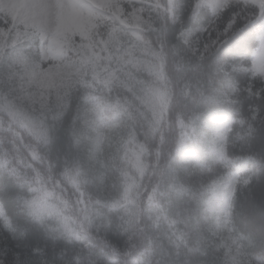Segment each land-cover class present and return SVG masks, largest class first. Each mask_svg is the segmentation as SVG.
<instances>
[{
    "label": "clouds",
    "instance_id": "9594fccd",
    "mask_svg": "<svg viewBox=\"0 0 264 264\" xmlns=\"http://www.w3.org/2000/svg\"><path fill=\"white\" fill-rule=\"evenodd\" d=\"M28 7L29 19L11 29L8 43H0V154L9 158L8 167L0 169V205H19L24 216L38 228L51 222L32 214L33 205L41 200L47 199L57 209L75 214L74 198L78 203L81 188L88 181L75 182L68 157L74 154L83 158L94 150V140L89 138L85 143L78 132L96 104L106 108L125 105L123 131L143 137L148 163L137 177L138 193L147 191L153 183L156 185L153 194L157 188L168 193L166 173L183 159V153L176 147L177 136L185 152L199 150L211 94L200 88L193 90L189 73L177 54L158 36L150 33L145 37V43L151 42L154 59L145 58L126 67L122 53L109 52L106 59L114 64L113 68L102 57L88 56L83 41L58 46L57 0H33ZM83 7L95 13L101 24L90 41L110 37L113 25L104 22L109 15L107 7L91 4ZM4 28H9L8 22ZM257 34H264V5L250 2L231 6L222 26H218L222 44L212 59L220 57L229 67L246 65ZM100 51L105 49L102 47ZM110 115L107 113L106 118ZM186 129H190L187 135ZM117 144L118 141L110 145V149L118 152ZM173 151L176 155H172ZM229 155L252 164L241 173L235 191L231 171L215 165L210 158L204 157L203 166L213 169L210 179L218 186L216 193L205 191L207 182L198 173L185 172L184 179L198 193V208L205 221L203 225L194 223L191 235L198 236L207 230L217 236L223 225L232 238L238 232L241 215L250 218L257 208L264 215V119L259 120L258 126L248 123L244 135L230 145ZM91 167L89 161L88 168ZM213 199L220 201L219 208L211 206ZM83 231L87 239L90 229L84 227ZM250 235L251 245L237 249L241 256L239 264H264V229ZM142 247L124 249L119 253L122 259L114 262L115 249L97 251L89 242L77 252V264H138ZM231 253V246L225 251L214 242L206 247L185 244L183 248L170 249L151 264H233ZM0 264L16 261L5 258ZM26 264L36 262L29 260Z\"/></svg>",
    "mask_w": 264,
    "mask_h": 264
},
{
    "label": "trees",
    "instance_id": "16d2710c",
    "mask_svg": "<svg viewBox=\"0 0 264 264\" xmlns=\"http://www.w3.org/2000/svg\"><path fill=\"white\" fill-rule=\"evenodd\" d=\"M197 1L174 0L172 8L162 0L157 9L155 28L145 31L144 38L150 33L153 37H160L188 71L193 90L200 88L206 94H211L212 103L205 117L219 111L230 115L232 120L225 152L227 166L221 163L215 165L224 170H235L240 179L241 173L251 168L252 164L247 160H234L229 155L230 145L244 135L249 122L258 126L259 120L264 119V76L252 70V56L258 46L259 34L246 65L229 67L222 58L212 59V55L222 44V39L218 37V26H222L231 6L250 2L259 6L264 5V1L232 0L217 14L207 7L197 10ZM185 32L192 35L186 39ZM138 139L142 149L141 165L134 184L129 187L117 180L110 169L103 167L101 172L92 176H82L88 153L83 158L74 154L68 157L75 182L88 181L81 188L78 203L74 198L75 214L67 209H57L47 199L41 200L33 205L32 214L51 222L38 228L34 221L24 216L19 205H0V260L8 258L15 260L16 264H26L29 260L36 264H77V252L90 242L97 251L115 249L114 262L122 259L119 253L124 249L142 245L138 264H151L170 249L183 248L185 244L205 247L210 244V232L207 230L198 236L190 234L194 223L198 221L203 225L205 221L198 208V193H194L192 185L184 179L186 171L168 169L166 176L170 187L166 194L160 188L153 194L155 183L147 191L138 193L137 177L148 163L143 137L138 135ZM172 155H176L175 151ZM152 161L156 162L155 154ZM8 165L9 158L0 154V169ZM191 173H198L207 185L211 183L213 169L206 167ZM178 185L183 189L179 190ZM238 187L239 183L235 190ZM89 188L91 191L87 190ZM101 191L103 195H100ZM44 203L51 206V215L42 217L37 214L36 208ZM84 227L91 232L87 239L84 238ZM262 229L264 215L259 208L250 218L240 216L237 234L244 237L248 245L252 243L250 232L258 234ZM14 252L21 255L16 257Z\"/></svg>",
    "mask_w": 264,
    "mask_h": 264
},
{
    "label": "rangeland",
    "instance_id": "374dc122",
    "mask_svg": "<svg viewBox=\"0 0 264 264\" xmlns=\"http://www.w3.org/2000/svg\"><path fill=\"white\" fill-rule=\"evenodd\" d=\"M163 1L173 8L174 0ZM230 1L232 0H198L196 9L207 7L213 14H217ZM262 1L264 0H260L261 3ZM32 2L33 0H0V43H8L12 35L11 29L29 19L30 9L28 6ZM57 2L60 6L58 12L59 47L83 41L88 49V56L102 57L104 58L103 62L113 68L115 67L114 64L106 59L109 52L122 53L121 58L126 67H131L137 61L145 58L154 59V51L150 46L151 42L145 43L144 32L154 30L157 9L159 4H162V0H57ZM86 4L107 7L109 15L105 16L104 22L113 25L110 37H99L97 42L90 41L91 35L98 32L101 24L95 13L83 7ZM6 22L9 23L8 29L4 28ZM191 35L190 32H185L186 39ZM102 47L105 49L104 52L100 51ZM252 63V70L255 74L264 76V34L258 36V47L253 55ZM103 71L104 69H101V73ZM113 75H118V73L113 72ZM49 79L51 80L52 76ZM108 83H111V79L108 80ZM93 100L95 101V97ZM125 109L126 106L122 103L113 104L110 108L96 104L94 110L90 111L84 118L78 135L85 143L89 138H92L95 142V148L87 154L86 164L81 172L83 173L82 176L86 178L89 175L92 176L101 172V167H103L115 173L116 178L118 177L127 187L134 184L136 172L141 165L142 149L137 134H126L123 131ZM107 113H111V115L106 118ZM231 120L230 115L224 112L207 114L205 117V135L199 150L195 153L185 152L180 143V138H178L176 147L183 153V159L174 168L190 173L200 169L204 170L206 168L203 166L204 157L212 159L215 164L224 165L227 133ZM189 132L190 129H186L185 135ZM117 141L118 152L110 149V145ZM110 151L111 155L109 154ZM89 161L92 165L90 169L88 168ZM227 171L232 173L231 183L235 191L240 180L239 176L231 168ZM181 189H183L182 186L179 187V190ZM217 189L218 186L211 182L205 191L213 194L217 192ZM210 204L212 207L219 208L220 201L213 199ZM50 210L51 206L46 203L44 205L38 204L36 208L37 214H41L42 217L51 215ZM218 231L220 234L217 236H212L210 233V243L214 242L216 246L225 251L231 246L233 264H239L241 256L237 249L248 246V242L238 234L230 238L223 225L219 227Z\"/></svg>",
    "mask_w": 264,
    "mask_h": 264
}]
</instances>
